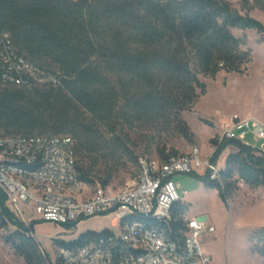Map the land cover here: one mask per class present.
<instances>
[{"label":"trees","instance_id":"trees-1","mask_svg":"<svg viewBox=\"0 0 264 264\" xmlns=\"http://www.w3.org/2000/svg\"><path fill=\"white\" fill-rule=\"evenodd\" d=\"M232 1L0 0V33L10 34L40 78L57 79L24 87L0 82V135L71 137L79 180L89 186L110 187L129 164L140 174L139 158L152 160L154 146L149 142L139 153L130 130H177L193 141L182 114L206 93L200 75L249 71L252 51L233 29L264 35V23L251 15L255 8L264 12V0H241L243 11ZM153 145L161 162L179 155ZM229 146L236 151L227 156L223 182L201 176L226 201L240 180L264 186V156L239 140L220 142L212 161ZM184 213L176 203L173 232L183 228ZM10 223L16 230L6 242L15 254L26 264H54L34 235V223L17 219L0 188V228ZM108 232L89 231L57 244L80 247ZM56 264L63 263L58 258Z\"/></svg>","mask_w":264,"mask_h":264},{"label":"built area","instance_id":"built-area-1","mask_svg":"<svg viewBox=\"0 0 264 264\" xmlns=\"http://www.w3.org/2000/svg\"><path fill=\"white\" fill-rule=\"evenodd\" d=\"M36 81L57 83L53 75L40 78L39 70L18 51L10 34L0 33V82L24 87ZM249 135L260 144H252ZM224 139L239 140L264 156V122L235 114L225 123L210 155L203 156L195 146L190 153L166 162L140 157V174L133 185L114 190L98 184L91 191L79 180L71 137L0 135V188L9 208H17L24 216L21 203L35 201L42 220L55 224L116 213L119 233L108 229L84 246H61L57 257L63 264H211L201 236L213 233L214 226L184 213L183 228L173 232V208L182 199L175 175L203 171L222 183L224 168L218 160L212 161V155ZM86 189L90 193L85 194Z\"/></svg>","mask_w":264,"mask_h":264},{"label":"rangeland","instance_id":"rangeland-1","mask_svg":"<svg viewBox=\"0 0 264 264\" xmlns=\"http://www.w3.org/2000/svg\"><path fill=\"white\" fill-rule=\"evenodd\" d=\"M232 3L243 11L241 0H233ZM251 15L264 23V12L260 8H255ZM233 32L245 41L244 48L252 51L253 61L249 71L246 74L221 71L215 78L200 75L207 87L206 93L199 97L192 110L182 114L194 133L193 141H188L177 130H130L131 139L139 153L151 143L154 146L151 159H158L153 144L160 143L166 146L167 151L173 149L178 154L190 153L198 146L203 156H208L216 146L213 139L219 140L225 123L232 116H250L255 107L264 112V35L254 29H233ZM248 140L256 146L260 144L251 135ZM233 151L236 149L229 146L219 155L221 167H226L227 156ZM128 166L127 169L119 168L110 188L119 190L137 181L139 170L131 164ZM204 175L203 171L182 172L175 175V180L181 187L180 208L189 217L199 218L207 226L212 225L216 229L213 233L206 232L201 236L202 247L212 258L211 264H264V191L261 194L250 193L259 188H251L240 180L234 196L226 201L217 189L205 185L201 179ZM95 187L89 186V189L94 191ZM89 189H86L85 194L90 193ZM13 208L11 210L18 220L25 224L34 223V235L54 264L57 263L61 247L57 240L71 243L89 231L100 233L106 229L119 233L116 213L89 216L67 227L42 220L36 211L35 201L21 203L24 216L20 210ZM15 230L16 227L11 223L6 228H0V264H26L6 242V238Z\"/></svg>","mask_w":264,"mask_h":264},{"label":"crops","instance_id":"crops-1","mask_svg":"<svg viewBox=\"0 0 264 264\" xmlns=\"http://www.w3.org/2000/svg\"><path fill=\"white\" fill-rule=\"evenodd\" d=\"M255 107V106H253ZM250 116H254L258 119H260L262 122H264V112H262L260 109H258V107L253 108V110H251V115ZM262 191H264V186L260 187L259 189L256 190H251L250 193H262ZM248 192V191H247Z\"/></svg>","mask_w":264,"mask_h":264}]
</instances>
